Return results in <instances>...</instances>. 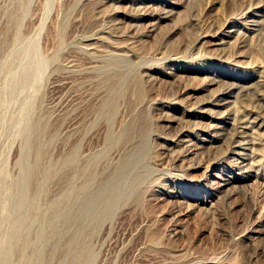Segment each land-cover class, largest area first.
Segmentation results:
<instances>
[{"label": "rangeland", "instance_id": "1", "mask_svg": "<svg viewBox=\"0 0 264 264\" xmlns=\"http://www.w3.org/2000/svg\"><path fill=\"white\" fill-rule=\"evenodd\" d=\"M1 219L7 264H264V0H0Z\"/></svg>", "mask_w": 264, "mask_h": 264}, {"label": "bare ground", "instance_id": "2", "mask_svg": "<svg viewBox=\"0 0 264 264\" xmlns=\"http://www.w3.org/2000/svg\"><path fill=\"white\" fill-rule=\"evenodd\" d=\"M249 29L252 30V28H249ZM238 31L239 30L235 29L234 24H233L230 27V29L225 31L224 37H232ZM19 51L21 52V54L24 58V60H23L24 63L21 65V67L19 69H17V71L13 72L10 75V77L8 78V82H7V88L12 89L14 92L16 89L19 90V88L21 86H23L25 83H30V84L36 85V83L39 82V80L42 76L44 66H45L44 62L41 61V59L37 57L38 54L36 53L37 52L36 47L33 43L26 42L24 45L20 46ZM18 81L19 82L22 81L21 84L17 85ZM26 109H27V107L22 110L23 113H26ZM23 128H26L25 123H23ZM72 193H70V196L74 197V195ZM22 209H23V207H22ZM11 217L9 216V218H11ZM3 222L4 221L1 219L0 220V228L3 225ZM12 235H13V232H10L4 240H0V259H2L0 264H7V259H9L8 255L10 252V248H12L11 246L13 243ZM20 248H22V247H20Z\"/></svg>", "mask_w": 264, "mask_h": 264}]
</instances>
